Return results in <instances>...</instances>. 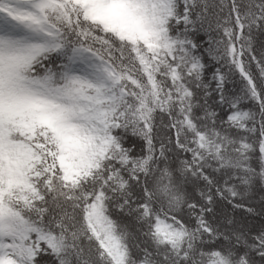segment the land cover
Returning a JSON list of instances; mask_svg holds the SVG:
<instances>
[{
    "label": "snow or ice",
    "instance_id": "snow-or-ice-1",
    "mask_svg": "<svg viewBox=\"0 0 264 264\" xmlns=\"http://www.w3.org/2000/svg\"><path fill=\"white\" fill-rule=\"evenodd\" d=\"M0 264H264V0H0Z\"/></svg>",
    "mask_w": 264,
    "mask_h": 264
}]
</instances>
